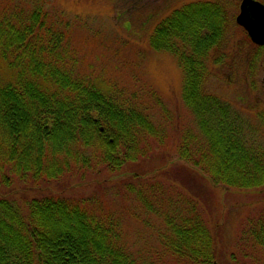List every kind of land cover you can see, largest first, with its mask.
<instances>
[{
  "label": "trees",
  "instance_id": "trees-1",
  "mask_svg": "<svg viewBox=\"0 0 264 264\" xmlns=\"http://www.w3.org/2000/svg\"><path fill=\"white\" fill-rule=\"evenodd\" d=\"M3 1L0 192L14 187L15 181L45 188L74 173L82 180L102 170L112 177L120 175L126 164L151 156L155 149L151 140L162 141L164 127L157 125L141 97L130 95L101 74L80 71L79 54L68 32L42 4L28 11L21 4ZM235 21L229 0L192 1L157 23L149 45L174 55L184 72L183 96L195 115L198 132L182 135L177 146L181 157L216 184L263 187L264 140L255 133L264 128V110L258 111L261 124L255 126L209 85L213 70L221 71L237 57L235 67L241 66L251 59L252 50L263 47L253 43ZM233 27L239 29L240 40L231 34ZM138 176L121 180L117 193L135 194L143 210L136 218L153 214L164 224L156 229L166 248L162 254L175 264H214V237L195 202L191 205L193 197L178 193L173 199L158 182L140 189L136 183L128 184ZM179 182L189 183L183 178ZM183 203L189 215L177 211ZM124 217L97 194L43 192L25 195L22 202L2 195L0 264L166 263L160 253L147 261L132 250ZM142 221L145 228L154 225L148 217ZM246 234L264 251V215L249 225Z\"/></svg>",
  "mask_w": 264,
  "mask_h": 264
},
{
  "label": "rangeland",
  "instance_id": "rangeland-1",
  "mask_svg": "<svg viewBox=\"0 0 264 264\" xmlns=\"http://www.w3.org/2000/svg\"><path fill=\"white\" fill-rule=\"evenodd\" d=\"M192 1L196 0L3 1L13 6L21 4L28 11L42 4L65 33L68 32L69 42L79 54L80 71L90 70L93 74H101L108 80H114L112 82L116 81L130 95H139L153 111L157 125L164 127L165 134L162 141L151 140V145L155 147H152L154 151L151 156H141L126 164L120 175L111 177L108 171L102 170L100 173H88L89 176L82 180L74 173L62 177L57 181L59 183L53 182L39 189H33L35 187L30 182L15 181L14 187L3 188L0 196L13 195L16 201L22 202L25 195L31 197L43 192L97 194L105 204L125 216L124 231L133 251L141 252L147 261L157 259L160 253L165 256L166 263L159 261L157 264H175L170 262L173 260L169 255L162 254L166 248L160 236L156 235V229H162L164 224L153 214L136 218L143 210L135 194L126 192L124 197L117 193V186H122L121 180L132 179L131 176L137 174L140 176L128 184L136 183L140 189L147 188L151 182H158L173 199L178 193L193 197L191 205L195 202L214 237V264H264L262 246L246 234L249 225L258 223L264 215V186L235 188L223 183L216 184L209 174L178 153L177 146L182 135L198 132L195 115L183 96L184 72L174 55L168 51H154L149 44L151 32L157 23L175 8ZM229 3L237 15L241 0H229ZM234 27L230 32L233 37L235 34L234 39L240 40L239 29ZM250 56L251 59L241 66L235 67L237 57L221 71L218 68L213 70L214 76L209 85L215 93L230 100L234 108L245 115V120L260 126L257 113L264 110V45L252 50ZM261 126L264 127V124ZM255 134L264 140V128L260 127ZM182 178L189 183H180ZM102 188H106L104 192H101ZM187 209L183 203L177 211L189 215ZM143 217H148L154 223L152 228H145ZM166 230L170 233L168 227Z\"/></svg>",
  "mask_w": 264,
  "mask_h": 264
},
{
  "label": "water",
  "instance_id": "water-1",
  "mask_svg": "<svg viewBox=\"0 0 264 264\" xmlns=\"http://www.w3.org/2000/svg\"><path fill=\"white\" fill-rule=\"evenodd\" d=\"M236 21L248 32L253 43L264 45V2L241 0Z\"/></svg>",
  "mask_w": 264,
  "mask_h": 264
}]
</instances>
